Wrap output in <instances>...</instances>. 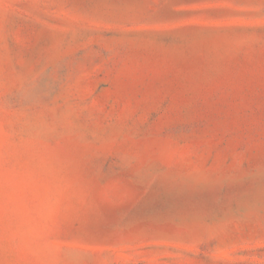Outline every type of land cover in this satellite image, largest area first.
I'll return each mask as SVG.
<instances>
[{
    "label": "rangeland",
    "instance_id": "obj_1",
    "mask_svg": "<svg viewBox=\"0 0 264 264\" xmlns=\"http://www.w3.org/2000/svg\"><path fill=\"white\" fill-rule=\"evenodd\" d=\"M0 264H264V0H0Z\"/></svg>",
    "mask_w": 264,
    "mask_h": 264
}]
</instances>
